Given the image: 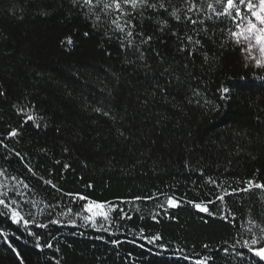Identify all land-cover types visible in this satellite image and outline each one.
<instances>
[{
	"label": "trees",
	"instance_id": "trees-1",
	"mask_svg": "<svg viewBox=\"0 0 264 264\" xmlns=\"http://www.w3.org/2000/svg\"><path fill=\"white\" fill-rule=\"evenodd\" d=\"M68 7L67 0H0V89L6 93L0 97V132L6 134L11 127L19 126L22 117L16 115L13 104L26 99L36 105L44 114L48 128L37 130L29 122L17 147L22 153L30 154L40 175L54 178L65 190L82 192L97 200L135 196L143 189L162 186V182L169 185L179 182V193L191 188L188 198L200 199L190 181H200L203 177L184 174L182 164L186 159L192 165L203 161L205 175H216L217 170L227 168L229 175L221 179L255 178L264 182V124L255 122V115L264 117V94L241 92L229 107L227 123L222 122L223 108L211 116L204 115L187 104L183 94L175 97V106L165 104L159 96L153 103L150 82L139 78L130 68L123 69L116 47L102 44L99 36L85 37L84 32L89 31L90 26H85L83 18L74 13L69 16ZM42 10L49 15H41ZM69 36L74 41L73 46L62 45L61 41ZM106 50L112 53L111 58ZM157 50L171 51L174 55L173 41H168V48ZM213 50L220 57L218 67L209 70L202 57L194 56L195 67L189 69L202 76L210 93L229 78L252 75V69L243 67L238 49L232 52L215 47ZM151 64L153 68L158 66L154 57ZM109 92L114 95L109 96ZM146 93L149 103L145 107L141 101ZM93 101L119 110L124 117L123 124L131 128V141L126 142L119 135L122 130L119 124L86 110V102ZM60 145L68 147L69 153L65 154ZM42 149H47V154ZM129 149L134 151L129 152ZM135 152L143 153L139 157L141 165L129 175L121 169L130 166L129 160L138 158ZM56 160L61 163L56 164ZM64 163L71 168L64 171ZM17 167L24 171L22 166ZM89 183L92 189L85 187ZM258 193L259 190L242 194L244 203L259 207ZM146 208L151 209L152 204ZM242 211L247 213V208ZM170 212L176 220L161 218L156 224L150 219L140 221L134 217L127 224L128 227H146L152 233L160 232L166 241L171 240L189 252L193 245L202 250L203 243L218 244L234 232L219 220L205 217L208 222H202L190 205ZM0 227L16 229L7 222ZM22 231L16 234L21 235ZM69 231L63 228L57 233L62 243L61 252L55 254L66 260V264H101L97 257L103 258V264H123L128 252L137 258L142 252L134 244L124 243L117 255L110 245L92 239L99 234L90 229L84 237L68 236L65 240ZM123 232L122 240L132 239L127 228ZM13 243L25 258L24 264H37V261L44 264L53 257L51 250L36 255L33 241L26 235ZM66 244L73 247L68 248ZM151 260L152 264H177L159 257ZM0 264H18L15 253L3 243H0ZM178 264L186 262L180 260Z\"/></svg>",
	"mask_w": 264,
	"mask_h": 264
},
{
	"label": "snow or ice",
	"instance_id": "snow-or-ice-1",
	"mask_svg": "<svg viewBox=\"0 0 264 264\" xmlns=\"http://www.w3.org/2000/svg\"><path fill=\"white\" fill-rule=\"evenodd\" d=\"M67 3L69 16L74 13L83 18L85 26H90V30L84 32L85 37L99 36L102 44L116 47L120 53L117 59L123 69L130 68L139 74V78L150 82L153 103L159 96L165 104L175 106V97L183 94V100L204 115L211 116L223 108L222 122L227 123L229 107L241 92L264 94V0H67ZM40 14L49 15L44 10ZM148 29L152 31L149 33ZM169 40L173 41L174 55L171 51L157 50L168 48ZM61 44L73 46L74 41L69 36ZM215 47L232 52L238 49L243 67L252 69V75L229 78L210 93L202 76L189 69L195 67L194 56L202 57L209 70L218 67L220 57L213 50ZM106 55L111 58L112 53L106 50ZM153 57L158 62L157 68L152 67ZM5 95L0 89V97ZM141 103L145 107L149 103L147 93ZM85 107L119 124L122 129L119 135L126 142L131 141V128L123 124L124 117L119 110L99 101L86 102ZM13 109L18 117H22L19 126L11 127L6 134L0 132V224L7 222L16 229L10 231L0 227V243L15 253L18 264H24L25 258L13 241L21 240L24 235L33 241L36 255H44L46 250L53 252V257L44 264H53V261L54 264H66V260L55 255L61 252L62 241L57 233L63 228L70 229L65 240L68 236L84 237L90 229L99 234L92 239L110 245L117 255L124 243H132L142 250L139 258L128 252L123 264H152V257L171 259L177 264L180 260L186 264H264V182L255 178L221 179L229 175L227 168L217 170L216 175H205L203 161L192 165L186 159L182 164L184 174L203 177L200 181H190L202 197L200 199L188 198L191 188L179 193V182L173 185L162 182V186L143 189L131 197L93 199L82 192L65 190L54 182V178L46 179L38 173L30 154L22 153L17 145L29 122L34 129L46 131V118L26 99L13 104ZM255 122L264 124V117L255 115ZM60 147L65 154L69 153L68 147ZM42 151L47 154V149ZM133 151L129 149V152ZM135 155L138 158L129 160L130 166L121 171L126 170L131 175L138 170L139 157L143 153L135 152ZM62 167L67 171L71 165L64 163ZM48 175L52 177L51 171ZM85 187L92 189L93 185L89 183ZM256 190H259V207L245 204L242 194L256 193ZM149 203L151 209L146 208ZM185 205L195 209L202 222H208L205 217L219 220L234 229L233 234L218 244L203 243L202 250L193 245L189 252L171 240L166 241L160 232L152 233L146 227H128L127 222H132L134 217L140 221L150 219L156 224L161 218L174 221L176 217L170 210ZM245 207L247 213L242 211ZM125 228L131 233V240L120 238ZM21 229L22 234L17 235ZM65 246L73 247L72 244ZM96 259L103 264L102 257ZM37 264L41 262L37 261Z\"/></svg>",
	"mask_w": 264,
	"mask_h": 264
}]
</instances>
